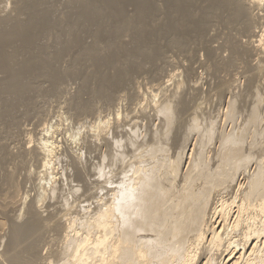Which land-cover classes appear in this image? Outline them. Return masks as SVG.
Instances as JSON below:
<instances>
[{"label":"rangeland","instance_id":"rangeland-1","mask_svg":"<svg viewBox=\"0 0 264 264\" xmlns=\"http://www.w3.org/2000/svg\"><path fill=\"white\" fill-rule=\"evenodd\" d=\"M239 126L264 157V0H0V264H72L65 230L126 179L177 157L185 172Z\"/></svg>","mask_w":264,"mask_h":264},{"label":"bare ground","instance_id":"bare-ground-1","mask_svg":"<svg viewBox=\"0 0 264 264\" xmlns=\"http://www.w3.org/2000/svg\"><path fill=\"white\" fill-rule=\"evenodd\" d=\"M252 109L250 123L260 119L259 110ZM50 126L43 130L38 146L43 157L45 177L42 178L47 177L56 187L58 176L53 171V157L59 144L54 135L55 125ZM246 132L244 126H239L235 132L222 134L221 147L210 155L204 152V143L197 148L193 145L186 154L185 172H181L182 157H177V161H170L168 165L159 161L161 164L157 166L158 161L154 162L156 166L151 164L146 171L142 169L143 172L126 179L117 193L114 191L113 200L104 201L100 208L93 206L92 220L85 219L86 216L81 218V221L85 219L84 225L79 223L84 228L82 233L72 226L67 228L75 231L72 236V230H65L64 237L68 240L65 261L72 264H264V157L259 158L257 153L262 148L255 150L257 156L253 154L254 146L252 152L246 151ZM211 135L212 130H208L205 138L210 140ZM149 150L152 156L160 153L158 146ZM261 153L264 154V149ZM180 174L181 181H177Z\"/></svg>","mask_w":264,"mask_h":264}]
</instances>
